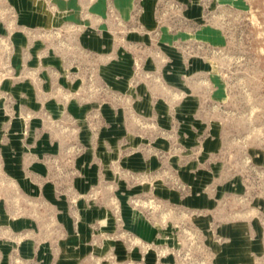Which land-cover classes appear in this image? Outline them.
I'll return each instance as SVG.
<instances>
[{"label": "rangeland", "instance_id": "1", "mask_svg": "<svg viewBox=\"0 0 264 264\" xmlns=\"http://www.w3.org/2000/svg\"><path fill=\"white\" fill-rule=\"evenodd\" d=\"M0 264H264V0H0Z\"/></svg>", "mask_w": 264, "mask_h": 264}]
</instances>
